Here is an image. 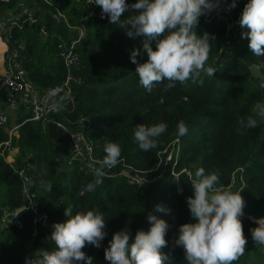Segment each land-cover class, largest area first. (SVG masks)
Masks as SVG:
<instances>
[{"label":"trees","instance_id":"1","mask_svg":"<svg viewBox=\"0 0 264 264\" xmlns=\"http://www.w3.org/2000/svg\"><path fill=\"white\" fill-rule=\"evenodd\" d=\"M19 1L0 2V14L15 8ZM247 2L237 0L236 7L230 10L231 28L225 19L206 21V15L200 17L197 35L202 37L208 33L215 38L206 63V67L215 69L213 76L202 74V85L191 81L183 85L176 82L168 91H164V84H158L151 93L139 84L136 64L130 60L132 51L139 49L138 63L147 62L143 38H129L119 24H111L107 16L102 18L99 7L85 21L87 37L78 49L81 61L74 70L77 81L73 83L70 97L64 94L59 98L60 106L51 121L69 132L84 131L99 161L106 154V144L118 143L121 148L119 163L110 171L104 167L106 175L116 174L125 164L132 171L155 176L161 169H157L160 161L165 158L161 153L179 140L177 173L186 169L192 179L196 170L203 168L206 174L218 172L221 185L232 184L236 179L245 201L244 215L240 219L247 245L244 255L234 264H264V246L256 245L251 236V229L257 226L255 219L264 218V118L255 115V128L238 131V120L253 116L256 104L264 103V81L251 71L257 66L264 74V56L251 53L249 40L242 35L248 30L239 25ZM222 3L228 8L231 0L226 3L222 0ZM58 4L66 10L73 25L84 16L74 0ZM30 6L38 15H45L50 33L57 36L44 43L36 26L16 31L14 35L27 42L22 61L30 79L40 89L48 90L67 77L64 61L57 58V48L61 43L60 34L67 38L70 33L67 25L58 23L52 17V9L41 1L30 0ZM121 19H127L125 13ZM159 39H163V35ZM151 46L155 50L156 41H152ZM82 119L91 124L82 126ZM181 120L188 127L184 136L177 134V124ZM159 123H165L167 129L157 138V147L147 152L141 150L134 139L135 127ZM13 124L0 128V144L7 141ZM13 142L21 152L18 165L29 155V163L34 166L37 177L27 185L34 195L33 202L28 205L23 181L0 155V220L3 209L8 207L19 211L21 222V226L7 229L0 226V264H26L32 258L35 262L41 249L54 250L50 238L53 225L66 220L64 212L69 207L73 214L99 210L104 215L107 235L101 247L89 245L83 249L93 258L92 264H109L104 252L114 233L127 227L134 239L138 230L147 232L151 227L147 219L149 214L169 224L165 236L167 246L161 249L170 259L165 264H187L184 250L176 240L181 225L196 222L186 203L193 194L186 189L179 192L171 166L154 183L138 186L122 177L104 175L102 184L94 192H87L86 186L95 179L94 172L87 171L79 160L70 163L69 155L61 157L62 147L48 137L47 127L28 122L19 129V137ZM157 205L170 209V214L156 211ZM39 216H46L49 226L40 222Z\"/></svg>","mask_w":264,"mask_h":264},{"label":"clouds","instance_id":"2","mask_svg":"<svg viewBox=\"0 0 264 264\" xmlns=\"http://www.w3.org/2000/svg\"><path fill=\"white\" fill-rule=\"evenodd\" d=\"M93 3L101 7L102 18L107 16L111 24H119L129 38H143L147 62L138 63L139 49L132 51L130 60L136 64L139 84L147 92L151 93L158 84H164V91L174 88L176 82L183 85L191 81L202 85V74L213 76L216 72L214 68L206 67L215 38L208 33L200 37L196 30L200 17L219 7L217 0H137L131 5L126 0H90V4ZM236 3L237 0H231L228 10L235 8ZM129 11L138 14L122 20V14ZM239 25L248 30L242 35L248 38L251 53L264 56V0H248ZM162 35L163 39H159ZM152 41H156L155 50ZM255 115L264 118V103L256 104L253 116L238 120V131L255 128ZM166 129L165 123L141 124L134 129V139L140 149L147 152L157 147V138ZM187 133V124L181 120L177 124V134L184 136ZM104 151L101 168L95 171L93 182L86 186L87 192H94L102 184L104 167L112 168L119 162L121 148L118 143L109 142ZM189 181L194 193L186 203L196 222L185 223L179 228L176 244L184 250V259L187 264H234L244 255L247 245L240 219L245 208L242 191H233L231 184L221 185L218 172L206 174L203 168L196 170ZM24 190L27 193L28 186ZM156 211L170 214L171 210L157 205ZM64 214L66 220L55 223L50 235L54 250L41 249L38 260L34 262L32 258L26 264H92L93 258L83 249L89 245L101 247L107 235L104 215L99 210L73 214L71 207L66 208ZM147 219L150 229L147 232L138 230L134 239L127 227L113 234L104 252L109 264H165L170 260L161 252L167 246L165 236L169 224L151 214ZM254 222L257 226L251 229L252 240L256 245L264 246V218Z\"/></svg>","mask_w":264,"mask_h":264},{"label":"built area","instance_id":"3","mask_svg":"<svg viewBox=\"0 0 264 264\" xmlns=\"http://www.w3.org/2000/svg\"><path fill=\"white\" fill-rule=\"evenodd\" d=\"M15 0H0L5 4H10ZM45 6L51 8L52 17L58 22H64L67 25L69 36L64 38L60 34L61 43L57 48V58L64 61L67 69V77L60 85L52 89H40L29 77V72L25 69L22 57L27 49V42L25 40H18L15 38L16 31H23L27 27L36 26L39 28L41 41L46 43L57 34H51L45 20V15H38L35 8L30 6V0H20L15 8L5 10L0 14V66L3 72L0 73V128H6L11 122H14L12 128L9 130V137L7 141L0 144V155L5 158L6 162L10 164L19 175L26 187L29 181L37 177L34 166L29 163L28 156L22 160L21 164H17V158L12 162L7 161L6 150L12 146L14 139L19 137V129L28 122L41 124L48 127L52 115L58 110L60 106L59 98L62 95L70 97L73 83L77 81L74 76V70L80 64V55L78 49L82 46L87 37V28L85 21L91 18L96 10L100 7L98 5L90 4V0H74L81 9L83 17L80 18L76 25L70 22L66 10L58 4L63 0H39ZM129 5L135 3L131 0L126 1ZM219 7L206 15V21L211 18L225 19L229 27H233L229 21L230 11L222 3V0H217ZM127 19L131 15H136L138 12H125ZM235 24V23H234ZM237 24V23H236ZM142 37H136L140 40ZM17 120L19 122L15 123ZM82 126H88L91 121L82 119L80 122ZM61 125V124H59ZM62 126V125H61ZM64 128V126H62ZM70 136L71 146L69 148V162L79 160L82 162L87 171H95L101 168V164L94 155V148L84 131L69 132L64 128ZM10 154L13 151L10 149ZM180 146L179 140L175 141L165 151L161 153L165 158L160 161L157 169L159 174L153 176L150 173H143L139 171H132L129 166L123 165V168L116 174H107L103 168V172L109 178L122 177L130 183L138 186L154 183L157 179L162 177L170 168L171 174L175 179L179 192H183L182 187L178 184V177L185 174L191 180V173L183 169L177 173L175 166L179 160ZM119 163V162H118ZM163 166V169H162ZM112 168H107L109 171ZM150 174V175H149ZM233 187L236 185V179L232 181ZM25 193L26 202L30 205L33 202L34 195L28 192ZM18 210H10L8 207L3 209V214L0 220L2 228H11L13 226H21L18 218ZM38 220L45 226H49L46 216H39Z\"/></svg>","mask_w":264,"mask_h":264},{"label":"water","instance_id":"4","mask_svg":"<svg viewBox=\"0 0 264 264\" xmlns=\"http://www.w3.org/2000/svg\"><path fill=\"white\" fill-rule=\"evenodd\" d=\"M252 73L261 81H264V74L262 71L257 67L253 66L251 68ZM48 137L58 146L62 148L69 149L71 146L70 136L66 132V130L59 124L55 122H50L48 124ZM185 175L181 174L178 179V184L180 187L186 189L189 193L193 194L194 189L191 186L190 179ZM239 188L238 185L234 187L233 191H237Z\"/></svg>","mask_w":264,"mask_h":264},{"label":"rangeland","instance_id":"5","mask_svg":"<svg viewBox=\"0 0 264 264\" xmlns=\"http://www.w3.org/2000/svg\"><path fill=\"white\" fill-rule=\"evenodd\" d=\"M52 57H53L52 55L49 56L50 59H53ZM10 149L13 151L12 154H10V153H11V152H10ZM19 154H21V152H20V149H19V147H18V145H17L16 143H15V144L12 143V146L6 150V155H7V156L9 155L10 158H11V157H15V159H16V158H18ZM28 156H29V155H28ZM28 156H27V157H28ZM27 157L25 156V157L23 158V160H25ZM11 159H12V158H11ZM234 187H236V185H235ZM234 187H233V188H234Z\"/></svg>","mask_w":264,"mask_h":264},{"label":"crops","instance_id":"6","mask_svg":"<svg viewBox=\"0 0 264 264\" xmlns=\"http://www.w3.org/2000/svg\"><path fill=\"white\" fill-rule=\"evenodd\" d=\"M3 72V69L1 68V66H0V73H2ZM67 155H69V149H66V148H62L61 149V151H60V156L61 157H66ZM12 158V159H11ZM7 157L6 159H7V161H9V162H12V160H15V157ZM16 161V160H15ZM17 162V161H16ZM17 164H18V162H17Z\"/></svg>","mask_w":264,"mask_h":264}]
</instances>
